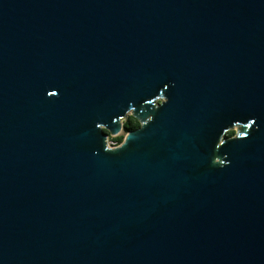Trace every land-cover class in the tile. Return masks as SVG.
<instances>
[{
  "label": "water",
  "instance_id": "95a60500",
  "mask_svg": "<svg viewBox=\"0 0 264 264\" xmlns=\"http://www.w3.org/2000/svg\"><path fill=\"white\" fill-rule=\"evenodd\" d=\"M0 264H264V0H0Z\"/></svg>",
  "mask_w": 264,
  "mask_h": 264
},
{
  "label": "trees",
  "instance_id": "16d2710c",
  "mask_svg": "<svg viewBox=\"0 0 264 264\" xmlns=\"http://www.w3.org/2000/svg\"><path fill=\"white\" fill-rule=\"evenodd\" d=\"M140 125H141L140 120L136 116L134 115L128 116L125 122L123 123L124 132L135 131L138 128H140ZM234 134H235L234 131H229L226 137L232 138ZM124 135L125 133H123L122 135H118L116 137H110V141L115 145H119L123 142Z\"/></svg>",
  "mask_w": 264,
  "mask_h": 264
},
{
  "label": "rangeland",
  "instance_id": "374dc122",
  "mask_svg": "<svg viewBox=\"0 0 264 264\" xmlns=\"http://www.w3.org/2000/svg\"><path fill=\"white\" fill-rule=\"evenodd\" d=\"M162 100H163V98H161V99H157L156 104L160 103ZM131 115H133L132 112H130V113L128 114V116H131ZM128 116H127V117H128ZM127 117L125 118V120L127 119ZM125 120L122 119L121 122L124 123ZM229 131H234L235 134H234L233 137H235V135H236V133H237V129H236V128H231ZM229 131H227V132L224 133L223 138H225V137L227 136V134H228ZM122 134H123V133H120L119 135H122ZM109 137H110V136H109ZM124 137H125V135H124ZM109 141H110V139H109ZM111 146H112V145H110V146H108V147L111 148ZM219 162H220V159H219V158L214 159V163L218 164Z\"/></svg>",
  "mask_w": 264,
  "mask_h": 264
},
{
  "label": "built area",
  "instance_id": "2783aa9c",
  "mask_svg": "<svg viewBox=\"0 0 264 264\" xmlns=\"http://www.w3.org/2000/svg\"><path fill=\"white\" fill-rule=\"evenodd\" d=\"M110 137H112V136H110ZM110 137L107 139V145H108V146L112 145L111 148H116V147H118L120 144H119V145H115V144H113L111 141H109Z\"/></svg>",
  "mask_w": 264,
  "mask_h": 264
}]
</instances>
